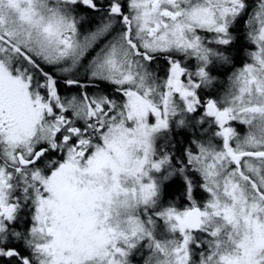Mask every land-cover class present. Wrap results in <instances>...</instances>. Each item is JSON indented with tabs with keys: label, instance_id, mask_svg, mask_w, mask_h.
Returning a JSON list of instances; mask_svg holds the SVG:
<instances>
[{
	"label": "snow or ice",
	"instance_id": "1",
	"mask_svg": "<svg viewBox=\"0 0 264 264\" xmlns=\"http://www.w3.org/2000/svg\"><path fill=\"white\" fill-rule=\"evenodd\" d=\"M0 264H264V0H0Z\"/></svg>",
	"mask_w": 264,
	"mask_h": 264
}]
</instances>
